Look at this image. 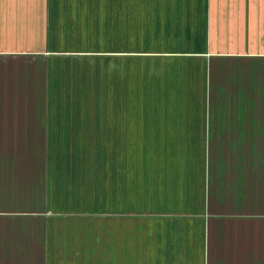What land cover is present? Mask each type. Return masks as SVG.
<instances>
[{
	"label": "rangeland",
	"instance_id": "1",
	"mask_svg": "<svg viewBox=\"0 0 264 264\" xmlns=\"http://www.w3.org/2000/svg\"><path fill=\"white\" fill-rule=\"evenodd\" d=\"M17 1L18 10L12 12L21 20L11 24L14 16H4L8 22H0L1 28L32 26L22 18L46 12L50 25L51 18H60L59 30L54 28L53 39L46 32L45 44L38 46H27L24 40L6 46L0 37V56L4 51L25 56L0 59L2 106L116 102L130 109L138 104L141 122L147 114H166L171 123L184 120V114L192 121L207 115L211 126L231 121L232 129L264 119L254 110L264 96L249 93V79L243 75L245 65L259 66L261 56L249 55L259 44L251 45L244 17L235 12L236 6L229 8V0H59V14L50 6L27 8L22 4L32 1ZM226 14L241 18V30L231 29L230 61L226 54L218 55L226 46L221 48L217 35L231 28H223ZM23 35L29 40L26 32ZM219 103L221 110L215 107ZM228 104L231 111L226 110ZM123 108L117 114L130 126L132 110ZM27 114L11 112L9 120H28ZM1 115L2 107L0 120ZM142 138L133 142L127 136L125 142L108 144V176L100 173V143L86 148L0 143V152L12 156L0 159L8 167L0 166V188L6 189L0 190V264H203L205 254L195 231L197 221L208 215V162L220 156L233 178L238 165L253 162L244 158L246 146L255 152L264 144L148 143ZM75 149L79 158L69 159ZM224 151H231V159L217 154ZM107 189L108 199L101 195ZM238 200L231 198L230 207L209 208L217 212L209 221L226 226L231 222V256L224 258L231 264L255 262L258 256H243L244 247L254 251L264 237L257 232L260 219L242 217L257 214L258 208L237 205Z\"/></svg>",
	"mask_w": 264,
	"mask_h": 264
},
{
	"label": "crops",
	"instance_id": "2",
	"mask_svg": "<svg viewBox=\"0 0 264 264\" xmlns=\"http://www.w3.org/2000/svg\"><path fill=\"white\" fill-rule=\"evenodd\" d=\"M30 1L32 2L23 3L22 5L24 7L27 6V8L41 5L43 9L45 8V10L50 6L52 9L55 8L56 13L59 14V0H56L55 3H39L35 2V0ZM229 1V8L231 6L232 9V6L234 5L236 6L235 12L242 13L245 23L244 29L247 32V36L250 37V42H252L251 45L255 46L256 44H259V47L255 46V49L249 51V55L261 56V58L258 59L260 61L259 66L256 67L252 65L253 67H248L245 65L243 67V75L245 76L246 80L249 79V87L245 85V88L248 89L249 93L252 91L251 93L255 92L256 94H261L264 96V0ZM18 5H20V3L17 0H0V17H2L0 22L7 23V18H3L4 16L7 17V15L14 16V18L10 19V23L19 22L21 17L18 15V12H12V10H18ZM23 15L25 17V14H22V16ZM36 15L37 14L27 19L22 18L24 23H31L32 26L16 27L12 26L11 23L8 28L5 25L2 28L0 27L1 32L6 30L5 33L3 32L0 34V37L4 41L6 40L8 42L6 46H18L23 43L22 40L25 41V45L27 46L43 45L45 44L44 36L46 32V36H48L50 39L54 38L53 30L54 28L56 31L59 30L58 22H60V18L58 20H53V18H51L50 25L49 20L47 22L46 12L40 16ZM240 20L241 18H236L235 14L234 16H231V18L230 16L228 17L227 14L223 15V28H231L228 33L217 35V41L220 43L221 48L223 45L226 46V50L218 51V55L226 54L229 57V61L231 60L232 53L231 29L232 31H235V33H237V30H241L240 28L238 29L240 26L239 23H241ZM37 22H39L40 25H35ZM54 22H57V26L55 27ZM17 32L20 33L18 41L16 40L18 37ZM25 32L27 33L29 40L24 38L23 34ZM259 32H261L260 37L256 35V33ZM56 43L58 44L57 40ZM4 44L5 43H2V45ZM52 44L53 41H51V45ZM1 53L2 56H0V59H7L8 61L10 59L25 58V56H7L8 54L6 53H11L10 51H4ZM231 73L233 72H231V66H229V77L231 76ZM230 88L231 85L228 86V89ZM258 89L259 91H257ZM4 91L6 92L7 90H3V92ZM221 105L222 104L219 103L215 107H219L218 109L221 110ZM125 106L127 107L125 108L126 110H132L130 126L125 125L122 121L123 119H121V115L117 114V111H123V107ZM139 106L140 105L137 104L134 108V104H132L131 108L129 109L128 105L116 102H103L96 104L64 103L58 106L48 104L47 107L45 103L23 104L22 106L13 105L11 103L4 104V106L0 105V108L2 107L1 117H3L0 120V143H66L72 144L73 146L76 144H83L84 148H86V145L90 143H100L101 149L99 158L103 160L101 163L100 173L103 176H108V159L110 158L108 144L125 142L127 140V136H131L133 142H140L141 137H143L142 141H146L148 143L243 142L248 143L249 146H251L250 144H264V119L262 118L258 120L254 118V123L252 125H247L242 128L239 124L238 126L234 127V129L231 128V121H227L224 126H211V122H208L207 115H204L202 119L192 121L186 119L188 116L187 114H184V120H178L176 122L173 121L174 123H171L166 114L163 115V118H160L159 114H147V120L141 122V117H144V115L140 113L141 109ZM227 106L228 107L226 110L231 111V104H228ZM147 107H150V105H147ZM207 107H212V105L209 104ZM146 110L150 111L151 109L148 108ZM254 110L260 113L258 115L259 117L262 116V114H264V103H261V106L256 107ZM11 112H27L28 120H20L18 123L14 122L13 120L10 121L9 116ZM118 116L120 119H116ZM260 150L261 151L252 152L248 145L246 146L244 158L247 157L248 159H252L253 162L250 163L247 161L246 163L248 166H245L244 162L242 164L243 169L240 167V165H238V171L234 174L233 178H231V167L224 168L223 160L220 162V156H215V161H213L212 164L211 161L210 163L208 162L209 186L208 189L206 188V207L208 215L197 221L195 231V238L198 240V248L201 249L202 254H205V262L203 264H231V262L224 261L225 257L231 256V222L226 226L216 223L215 220L212 222L209 221L211 219V217H209L211 214H217L216 211L211 212L209 210L211 205L213 209L220 205H228V207H230L232 198L233 202H235L236 199H239L237 205L246 206L249 208L254 206V208H258V210H254V212H257L258 215L249 214L242 217L249 219L253 218L254 221L260 219V229L257 228V232H261V234L264 235V149ZM70 152L71 155H69V159L79 158L76 154V149ZM87 153L90 152H86V154ZM217 154H221L224 160L228 158L231 159V151H224L221 153L217 152ZM5 155L6 153L0 152V159L12 158V156L5 157ZM214 163L216 168H213ZM34 164L35 163L32 161V165ZM251 164L253 166H251ZM73 165L77 166L76 162L73 163ZM0 166L8 169L7 164L4 165L1 163ZM240 168L242 170H240ZM153 170L155 172V168H153ZM33 175L35 176L34 173ZM0 183H4V180L1 179ZM231 183H234V185ZM232 187L234 189V195L231 197ZM0 190L5 191L6 189L4 187L0 188ZM237 190L239 191L238 194L235 193ZM101 195L102 197L108 199V189L105 190V194L101 193ZM211 197H213L212 200ZM252 198H255L254 201ZM105 204L107 206V202ZM240 229H243V227H240ZM247 230L250 232L249 236L247 234L249 237V241L247 242H249L250 245V242H253L250 239V234L253 228L250 226V228H247ZM247 236L245 239L248 238ZM244 242L246 244V240ZM256 244L259 246L255 247L254 251H252L251 246H245L244 248H246V252L243 254V256L246 257L248 254L250 257L256 255L258 256V259L255 262L245 261V263L237 264H264V237H262V240H259ZM222 253H224V255H222ZM221 261L224 262L221 263Z\"/></svg>",
	"mask_w": 264,
	"mask_h": 264
}]
</instances>
